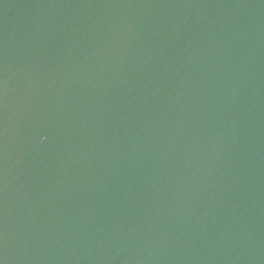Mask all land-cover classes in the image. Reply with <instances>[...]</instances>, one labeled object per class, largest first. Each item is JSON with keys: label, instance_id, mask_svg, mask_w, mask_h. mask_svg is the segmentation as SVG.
<instances>
[{"label": "water", "instance_id": "obj_1", "mask_svg": "<svg viewBox=\"0 0 264 264\" xmlns=\"http://www.w3.org/2000/svg\"><path fill=\"white\" fill-rule=\"evenodd\" d=\"M0 264H264V0H0Z\"/></svg>", "mask_w": 264, "mask_h": 264}]
</instances>
